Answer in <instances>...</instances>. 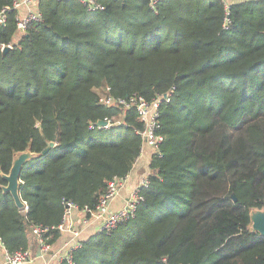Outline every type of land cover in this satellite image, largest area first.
<instances>
[{
  "label": "trees",
  "instance_id": "16d2710c",
  "mask_svg": "<svg viewBox=\"0 0 264 264\" xmlns=\"http://www.w3.org/2000/svg\"><path fill=\"white\" fill-rule=\"evenodd\" d=\"M95 1L104 7L41 0V20L18 40L15 10L0 24V42L13 44L0 48L4 247L29 250L33 226L61 223L68 202L96 209L133 168L145 124L135 109L100 104L107 86L148 100L175 86L134 216L83 239L74 264H264L251 220L264 208V0H235L229 13L221 0ZM28 149L25 209L2 186Z\"/></svg>",
  "mask_w": 264,
  "mask_h": 264
},
{
  "label": "built area",
  "instance_id": "2783aa9c",
  "mask_svg": "<svg viewBox=\"0 0 264 264\" xmlns=\"http://www.w3.org/2000/svg\"><path fill=\"white\" fill-rule=\"evenodd\" d=\"M41 0H13L12 5L3 7L0 10V24H5L8 21V12L10 10L16 11L17 20V30L15 33V38L18 40L27 33L29 24L33 21L41 20L42 13L39 10V3ZM85 3L90 10L102 9L104 6L95 0H81ZM226 8L227 13H229L230 3L235 0H221ZM23 7H26V12L23 14L20 12ZM229 18V17H228ZM228 21V20H227ZM6 46L12 47V43H1L0 48L3 50ZM176 87L172 86L167 92L158 94L152 100H148L142 95L137 93L128 94L126 96L116 95L112 91L111 86H107L99 95L98 102L107 107H118L122 109H135L139 118L144 122L145 126L139 131L143 138V143L149 146L154 152H159L161 144L164 140V134L162 131L161 122V104L164 102L171 101L173 92ZM108 125L112 123L111 120H107ZM117 122L121 120L117 119ZM149 175V174H148ZM148 175L144 176L140 184H138L135 189L131 192L126 204L118 209L108 212L109 203L116 197L119 193L120 185L122 184L124 177H114L108 182V187L106 192L101 196L99 204L96 209H91L85 207L83 210L85 214L93 216L102 217L101 230H111L115 228L120 222L127 220L134 216L139 201L142 199L141 188L147 187L150 183ZM72 207L79 208L75 203L68 202V206L65 209V213L61 223L56 226H44L35 225L32 229V234L36 241L38 242L42 251L46 253H52V244L46 238V234L52 229H58L60 232L70 229L66 224L67 214ZM25 209L28 208L27 205L24 206ZM78 233V232H75ZM1 241V240H0ZM2 242V241H1ZM3 244V243H2ZM82 240L78 241L63 255V257H58L56 253L52 254V257L59 258V264H74L72 250L80 247ZM4 245V244H3ZM31 258V251H17L15 253H10L6 249V262L11 264H26Z\"/></svg>",
  "mask_w": 264,
  "mask_h": 264
},
{
  "label": "crops",
  "instance_id": "0c3cea01",
  "mask_svg": "<svg viewBox=\"0 0 264 264\" xmlns=\"http://www.w3.org/2000/svg\"><path fill=\"white\" fill-rule=\"evenodd\" d=\"M20 12L22 14L26 12V7H23ZM152 154L153 151L151 148L144 145L133 168L120 185L119 193L109 203L107 209L108 212L122 208L126 204L131 192L138 184H140L141 179L149 174ZM66 224L70 229L60 232L61 235L59 239L55 242H51L53 248L52 253L42 251L38 242L34 238L30 246L31 258L26 264H59L60 259L52 257V254L56 253L58 257L61 258L68 251L69 247L78 241L86 239L89 235L100 231L102 217L93 215L87 216L83 209L72 207L67 214ZM0 264H11L6 262V248L1 241Z\"/></svg>",
  "mask_w": 264,
  "mask_h": 264
},
{
  "label": "water",
  "instance_id": "95a60500",
  "mask_svg": "<svg viewBox=\"0 0 264 264\" xmlns=\"http://www.w3.org/2000/svg\"><path fill=\"white\" fill-rule=\"evenodd\" d=\"M4 52L9 51V46H6L3 49ZM97 125L107 126L108 121L107 120H99L97 122ZM54 141L50 142L49 147L45 148L43 150V153H47L54 145ZM37 155L36 152H33L32 150L28 149L25 151H19L15 154L13 158V162L11 165V168L9 170V173L5 174L3 173V177L7 181L6 185H3V191L11 193L16 205L19 208H24L25 203L23 202L20 194V174L23 168V165L30 160L31 158L35 157ZM233 198L236 200L237 197L235 193L232 194ZM251 220H252V229L254 231L260 232L262 235H264V208L261 209H252L251 211Z\"/></svg>",
  "mask_w": 264,
  "mask_h": 264
},
{
  "label": "rangeland",
  "instance_id": "374dc122",
  "mask_svg": "<svg viewBox=\"0 0 264 264\" xmlns=\"http://www.w3.org/2000/svg\"><path fill=\"white\" fill-rule=\"evenodd\" d=\"M147 146V145H146ZM149 171H150V169H149Z\"/></svg>",
  "mask_w": 264,
  "mask_h": 264
}]
</instances>
